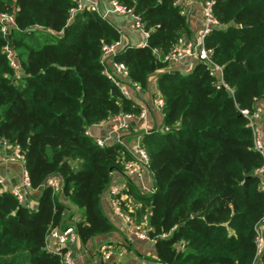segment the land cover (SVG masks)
<instances>
[{
	"label": "trees",
	"instance_id": "trees-1",
	"mask_svg": "<svg viewBox=\"0 0 264 264\" xmlns=\"http://www.w3.org/2000/svg\"><path fill=\"white\" fill-rule=\"evenodd\" d=\"M116 1L141 19L148 37L144 47H127L113 60L128 69L131 83L145 89L155 80L164 100L162 131L144 144L154 188L149 196L132 193L142 204L131 212L135 222L149 215L162 264H254L264 157L241 111L264 102V0H215L221 28L206 47L233 95L218 88L205 64L188 76L163 71L189 33L181 0ZM74 6L0 0V16L13 21L0 18V145L17 149L31 188L42 189L32 210L0 185V264H65L66 249H47L52 231L73 226L83 243L114 231L100 199L113 173L124 171V148L99 146L88 129L139 116L142 108L104 74L103 46L120 42L121 32L89 11L70 21ZM52 177L62 180L61 191L46 186Z\"/></svg>",
	"mask_w": 264,
	"mask_h": 264
},
{
	"label": "crops",
	"instance_id": "crops-1",
	"mask_svg": "<svg viewBox=\"0 0 264 264\" xmlns=\"http://www.w3.org/2000/svg\"><path fill=\"white\" fill-rule=\"evenodd\" d=\"M93 1L99 3L103 18L110 21L121 32V51L127 47H144L147 44L148 34L135 26L133 18L114 14L110 10L109 0ZM201 1L181 0L180 2L184 14L187 16L189 27V33L184 36L190 40L195 39L202 29V9L199 4ZM196 65L197 61L194 59L185 58L180 62L169 65L163 71L188 76ZM155 82V80H152L149 87L142 88L140 91L134 90L128 84L119 86L121 92L126 91L127 96L140 105L142 110L147 109L146 118L140 119L135 115L129 118L128 115L130 114L121 115L88 129L89 135L95 141H102L105 146L118 144L123 147L124 164L136 157V150L140 141L145 144L146 137H149L150 134L160 133V130H162L164 114L162 111L157 110L153 104L157 90ZM261 106L258 108L264 110V102L261 103ZM261 130L264 143V123ZM15 153H18L17 149H9L7 146L2 147L0 145V185L3 191L13 194L18 191L23 195L24 201L22 203L35 210L38 207L42 189L33 190L31 187H27L22 162L11 161L7 158ZM111 186L120 188L123 204L129 207L130 212L136 213L142 208V204L134 199L135 196L132 193L136 192L141 196L151 195L154 181L150 170L144 167L140 177L127 176L124 171H115ZM261 188L264 189L263 178L261 179ZM63 201L65 205L69 206L66 199H63ZM100 207L106 218L114 225V231L107 235L95 237L88 243H83L77 237L74 243L66 248L75 264H162L158 260L156 241L140 239L133 229L128 228L119 217L113 214L108 190L101 196ZM75 219H80L79 213L76 214ZM68 222L70 221L68 220ZM262 228L264 232V223ZM105 244H111L115 247V255L109 263L102 260L100 253L101 247Z\"/></svg>",
	"mask_w": 264,
	"mask_h": 264
},
{
	"label": "built area",
	"instance_id": "built-area-1",
	"mask_svg": "<svg viewBox=\"0 0 264 264\" xmlns=\"http://www.w3.org/2000/svg\"><path fill=\"white\" fill-rule=\"evenodd\" d=\"M75 6L70 11V21L76 17L77 14L82 13L84 11H89L90 13L97 14L102 17V11L100 9L99 3L93 0H72ZM202 9V29L197 37L193 40L187 39L185 36H182L175 47L170 51V53L166 56V62L171 65L173 63L180 62L185 58H192L197 63L205 64L209 67L210 73L217 80L218 88H224L229 91L232 95L234 94V90L228 87L223 80V68L217 65L212 60V51L207 49L206 47V39L211 35L214 30L220 29L221 24L214 16V6L215 0H202L200 3ZM110 10L119 16H127L131 17L135 20V26L138 29L143 28V24L141 19L134 14L131 9L123 6L116 0H109ZM184 14V12H183ZM1 22L7 23L9 26H12L13 21L7 15H1ZM104 19V18H103ZM5 32L6 29L3 28ZM121 43L117 42L113 45H104L102 52L103 58L105 60V76L112 82L116 83L118 86L129 85L134 90L140 91L142 87L135 83L130 82L128 69L123 65L116 63L113 58L121 52ZM8 54L11 56L12 66L15 69H19V65L17 64V59L14 56L12 50H8ZM112 70H109V69ZM125 96L128 93L125 91L122 92ZM128 97V96H127ZM153 104L157 110L162 111L164 107V100L161 95L156 91V95H154ZM147 109L144 108L141 114L138 116L140 119L146 118ZM241 114L248 119L249 127L253 131L254 137V149L260 153L264 157V143H263V133L261 130L262 124L264 123V110L257 109L254 112H250L249 110H242ZM129 118L133 117V115H128ZM97 144L101 147H104L105 144L102 141H96ZM8 160L11 161H19L22 162V156L20 153H15L11 157H7ZM149 166V157L147 151L144 148L143 141L138 143V147L136 150V157L125 163L124 172L127 176H142V169L144 167L148 168ZM258 176L264 179V167L258 170ZM25 181L27 187H31L30 179L27 171L25 170ZM62 180L59 177L49 178L46 182V186L52 188L53 190L59 192L62 190ZM264 191V189H263ZM108 193L110 196V207L113 214L119 217L125 225L133 229L136 235L140 239H150V232L152 228L149 226V215H145L140 224L135 222V218L131 215L130 211H126L124 209L123 200L121 198V190L118 186H110L108 188ZM14 195L19 199L22 203L24 201L23 195L18 191L14 192ZM264 223V222H263ZM262 225L257 230V252L255 256L254 264H263L264 258V232L262 231ZM77 235L73 226H69L64 230H54L50 233L48 237L47 249L54 253H61L62 250L66 249L69 245L74 243ZM155 241V240H154ZM102 260L105 263H109L112 257L115 255V247L111 244H105L100 249ZM63 260L65 264H75L71 254L69 251L63 253Z\"/></svg>",
	"mask_w": 264,
	"mask_h": 264
},
{
	"label": "rangeland",
	"instance_id": "rangeland-1",
	"mask_svg": "<svg viewBox=\"0 0 264 264\" xmlns=\"http://www.w3.org/2000/svg\"><path fill=\"white\" fill-rule=\"evenodd\" d=\"M184 12V11H183ZM185 15V14H184ZM45 37H47L46 35H45ZM14 56H15V58H16V53H14ZM17 59V58H16ZM160 131H162V130H160ZM145 216V215H144Z\"/></svg>",
	"mask_w": 264,
	"mask_h": 264
},
{
	"label": "water",
	"instance_id": "water-1",
	"mask_svg": "<svg viewBox=\"0 0 264 264\" xmlns=\"http://www.w3.org/2000/svg\"><path fill=\"white\" fill-rule=\"evenodd\" d=\"M112 171V170H111Z\"/></svg>",
	"mask_w": 264,
	"mask_h": 264
}]
</instances>
